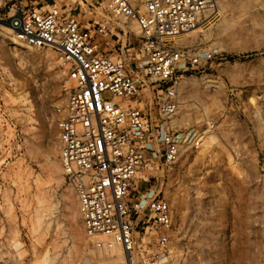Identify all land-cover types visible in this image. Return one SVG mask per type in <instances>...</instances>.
<instances>
[{
	"label": "rangeland",
	"instance_id": "obj_1",
	"mask_svg": "<svg viewBox=\"0 0 264 264\" xmlns=\"http://www.w3.org/2000/svg\"><path fill=\"white\" fill-rule=\"evenodd\" d=\"M219 3L210 25L177 42L213 55L178 73L181 104L169 121L179 132H199L202 143L183 145L178 159L144 184L172 208L171 251L163 264H264V0ZM83 16L119 22L99 8ZM120 24L128 36L115 34L110 42L126 43L130 58L128 49L143 40L140 27ZM4 25L0 264H122L111 238L85 231L61 163L57 125L68 67L56 49L26 46Z\"/></svg>",
	"mask_w": 264,
	"mask_h": 264
},
{
	"label": "built area",
	"instance_id": "obj_2",
	"mask_svg": "<svg viewBox=\"0 0 264 264\" xmlns=\"http://www.w3.org/2000/svg\"><path fill=\"white\" fill-rule=\"evenodd\" d=\"M117 17L85 19L87 9ZM219 0H0V22L20 43L53 48L68 67L65 109L58 120L60 159L79 201L85 231L120 247L122 264H163L171 251L170 203L151 172L175 162L183 145L199 147V132H179L178 73L201 66L212 53L177 39L208 26ZM134 21L142 43L124 53L112 44Z\"/></svg>",
	"mask_w": 264,
	"mask_h": 264
},
{
	"label": "bare ground",
	"instance_id": "obj_3",
	"mask_svg": "<svg viewBox=\"0 0 264 264\" xmlns=\"http://www.w3.org/2000/svg\"><path fill=\"white\" fill-rule=\"evenodd\" d=\"M123 24V23H122ZM124 26V25H123ZM7 31H9V32H13L14 33V30H13V27L11 26V25H4L3 26ZM126 27V26H125ZM141 31V30H140ZM185 38L186 37H181L180 39H177L176 41L178 42V43H185ZM16 43V42H15ZM206 76H204L203 78H202V80H206ZM179 110V109H178ZM178 110H177V112H178ZM177 112H176V114H177ZM175 114V115H176ZM122 255L124 256V254L122 253ZM125 258V257H124Z\"/></svg>",
	"mask_w": 264,
	"mask_h": 264
}]
</instances>
